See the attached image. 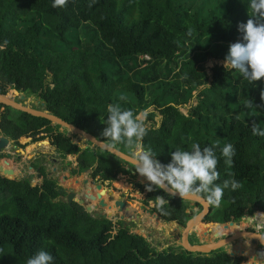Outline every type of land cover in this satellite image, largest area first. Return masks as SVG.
I'll list each match as a JSON object with an SVG mask.
<instances>
[{
    "label": "trees",
    "instance_id": "16d2710c",
    "mask_svg": "<svg viewBox=\"0 0 264 264\" xmlns=\"http://www.w3.org/2000/svg\"><path fill=\"white\" fill-rule=\"evenodd\" d=\"M248 12V0H64L57 7L52 0H0V94L16 90L35 98L45 111L100 141L105 139L102 121L109 103L137 112L150 108L141 143L156 160L167 164L171 151L192 142L215 144L216 183L239 181L237 190L224 191L208 219L228 223L254 218L264 214V136L252 132L253 125L264 131V80L249 83L224 65L209 74L205 66L209 60L224 62L229 45L241 36L238 25L250 18ZM121 95L125 101L119 100ZM193 99L196 104L185 115L181 108ZM0 106L6 110L2 130L11 139L49 138L61 157L93 168L101 182L130 175L115 155L88 141L76 142L77 136L61 126ZM28 142L23 138L20 145ZM226 143L235 148L231 164L220 156ZM55 184L45 178L32 187L0 174V264H25L41 249L53 255L54 264L244 260L223 249L199 255L152 248L143 236L107 227L106 220L91 217L79 204L58 200ZM116 186L125 188L121 182ZM159 195L165 196L163 190L149 192L145 203L154 202L153 211L166 223L184 227L198 213L188 211L190 202L177 197L165 196L169 203L158 208Z\"/></svg>",
    "mask_w": 264,
    "mask_h": 264
},
{
    "label": "clouds",
    "instance_id": "9594fccd",
    "mask_svg": "<svg viewBox=\"0 0 264 264\" xmlns=\"http://www.w3.org/2000/svg\"><path fill=\"white\" fill-rule=\"evenodd\" d=\"M63 3L64 0H52L53 7ZM248 9L250 18L238 25L241 36L229 45L224 66H230L243 79L252 83L264 80V0H248ZM260 95L264 99V90H261ZM119 100L125 101V97L121 95ZM150 111L149 108L137 112L123 107L119 102L109 103L106 106L107 116L102 121L105 127L101 135L105 139L98 146L114 154L117 160L123 161L124 166L127 165L126 168L133 169L143 177L146 180V192L159 189L167 197L178 195L184 200H202L206 205L218 207L226 189L235 191L239 188V181L234 178L216 183L219 157L215 144L201 147L199 143L192 142L187 148L178 147L171 151L167 164L156 160V154L141 143L146 135L145 117ZM252 132L264 136V131L258 130L256 125H253ZM92 143L96 146L97 141ZM234 155L235 148L231 143L220 148V156L224 158L225 164H231ZM165 196L156 197L158 208L169 203ZM258 233L263 234L261 231ZM258 237L264 242V236ZM25 264H54V257L41 249L30 256Z\"/></svg>",
    "mask_w": 264,
    "mask_h": 264
},
{
    "label": "flooded vegetation",
    "instance_id": "af4514ba",
    "mask_svg": "<svg viewBox=\"0 0 264 264\" xmlns=\"http://www.w3.org/2000/svg\"><path fill=\"white\" fill-rule=\"evenodd\" d=\"M13 91H16V90H13ZM22 95L23 94L20 95L19 102L22 103V104H24V103L27 104V100L29 98L26 97L27 100L22 102L21 101V96ZM31 105L32 104H29V106H31ZM32 106H34V105H32ZM0 108H4V107L0 106ZM4 112H6V110H4ZM2 120H3V118L0 120V137H8L2 130V127H1ZM8 138L10 139V144H9V146L7 148H5L2 151L3 154H0V160H2L0 162V165H3V160L7 159V160L11 161V167H9V168L15 170V172L17 173L18 170H16L14 168L15 167L14 166V162H12L13 156L16 155L19 159H22V158L26 157L24 155V153H22L20 151L21 139H23V138L31 139L32 140L31 144H33V143H40L41 144V141H34V138H32V137H21L18 140H13L10 137H8ZM49 140H50V145H51V139H49ZM78 140L79 141L81 140V142H83V140L81 138H79L78 136L75 137V141L79 142ZM87 146L88 145H86L84 147L86 148ZM55 150H56V148H55ZM8 155H9V157H8ZM59 156H56V157H59ZM56 157L51 156V157L45 158L44 154L43 155L42 154H36L35 156H32V157L29 156L27 158L28 159V166H27L26 170L20 171L21 173L18 172L19 173L18 176H20V177L21 176L22 177L23 176H27L32 183H35L34 186L31 185L32 187H36V186L41 185L43 183V181L45 180V178L50 179L52 181H55L56 182L55 185H56L57 191L59 193L58 200L63 201L65 203H68L70 206H72L73 203L79 204L80 206L83 207V209L91 217L97 218V219L106 220L107 222H106L105 225L107 227L109 225H112V227H114L116 230H118L120 228H125L130 233L143 236L142 234L134 232L133 229H137V227H139L140 225L142 226L144 221L149 219V218L151 220H153V222H156L158 225H159L158 222L163 221L158 216V214L153 211L154 208H155L154 202L150 201L148 205L145 203V199L147 198V195L149 193V192H146L144 190V183H146V180L143 177H140L135 172H133L134 171L133 169L126 168L127 165H125V169L127 171H130V177L134 178V179L131 180L132 182H134L133 185L135 186V188L139 189L140 193H143V194L145 193V198L142 201L143 202L142 206H140V208H141L140 209V211H141L140 214L142 215V217L139 214L136 215L137 211H135V209L130 205L132 203V200L130 198L129 199H124L123 196H120V197H122V199H116L114 197V194L109 189L105 190V185L114 183L115 181H113V182H110V181L101 182L98 179V176H94L93 175L94 174V169L93 168H90V169L81 168L78 165V163H77L75 158H74L75 159L74 163H73L72 160L68 161V165H69L70 162L72 164H70V167H68L70 175L67 176L66 179H64V176H63L64 173L63 172L62 173H59V172L57 173V167H54L50 172H47L46 167L44 166V164H38L39 161H44L43 159L48 160V161H52V163H54V164H59L60 161L57 160ZM69 157L73 158L71 156H69ZM69 157H67L66 159H68ZM66 159L63 158L62 161L65 162ZM74 164H75V166H73ZM34 170H35V172H34ZM77 174L80 175V176H81V174H86V175L82 179H80V176L74 177ZM120 175L125 176V175H128V174H125V175L124 174H120ZM119 176H118V179H119ZM135 178H137L139 181H136ZM64 183H67V187L66 188L64 187ZM139 185H141V186H139ZM98 186H102V188L99 189V188H97ZM89 189H90V192H89ZM69 194H73L74 195V198H73L71 204L68 202ZM101 200H103L105 202V206L104 207L100 205ZM121 201L124 202V204L126 206H129L133 210L132 214H129V213H127V211H124V210L123 211L119 210V208L117 207L116 203L117 202H121ZM87 204H90V205H92L95 208V212L94 213H89L86 210V205ZM200 206L204 210V207L202 205L190 202V204L188 206L189 207L188 211H192V210L196 211V209L198 207H200ZM193 207H195V208H193ZM99 212H102L106 216H108V214L111 213L112 216L110 218L109 217L99 216L98 215ZM211 212H212V206L210 207V213L206 216V218L204 219V222L209 221L210 223L219 224V225H225V224H228V223H234L235 226L241 224L240 222L242 220L241 221H235V222L231 221V222H228V223L213 222V221L208 219V216L211 214ZM164 223L165 224L176 225V229L178 231L179 230L182 231L181 242H180V244H178V245L176 244V245L177 246H181V250L180 251L185 250L183 248V245H182V238H183V230L186 227V225L183 227V226H180V224L177 223V222H171V223L164 222ZM193 230L194 231L191 232L189 234V236H188L189 242L192 245H194V244H206L205 240L207 239L208 234L206 232H204L205 233L203 235L204 237L201 238V237H198L196 235L197 230L195 228ZM247 230L248 231H252V229H247ZM253 231H255V230H253ZM261 233H263V232L261 231ZM193 234H195V236L198 237L196 240H195V237L193 236ZM148 235H150V238H151V233H148ZM143 237L149 242V244L151 245L152 248H156L157 247L158 244H156V245L154 244L153 245L151 243L150 239L147 236H143ZM215 239L217 241H219L221 239V237L219 238V235H218V236H216ZM238 241L239 240H237V242ZM227 245L221 247L220 249H223V250L227 251L230 254V252L227 249ZM232 252H234L236 254L238 251H232ZM249 252H250L249 247H245V249H242V251L239 254H236V256H242L244 258L247 257L248 259H250L251 256H250ZM207 255H210V254H207ZM254 257H256L257 260H255ZM254 257H253L254 261H262V260H264V253L259 251V250H256ZM253 264H256V262H254Z\"/></svg>",
    "mask_w": 264,
    "mask_h": 264
},
{
    "label": "rangeland",
    "instance_id": "374dc122",
    "mask_svg": "<svg viewBox=\"0 0 264 264\" xmlns=\"http://www.w3.org/2000/svg\"><path fill=\"white\" fill-rule=\"evenodd\" d=\"M216 65H224V62L216 61V60H209L206 62L205 66H206L209 74H211V69ZM20 95L21 94H19L18 92H15L13 90H10L9 94H8V96L10 98H13L16 101L20 100ZM25 100H27V99H25ZM24 101H22V102H24ZM27 104L28 105L29 104L34 105V106L31 105L32 107H40L41 106V103L39 100H37L35 98H31V97L27 100ZM191 104H196V99H193V101L188 106L181 108V111L185 115L188 113V110H189ZM4 110H5L4 108H0V120L5 115ZM151 111H152V109H151ZM145 120H146V117H145ZM155 121L157 123V126H159L160 121H161L160 116H157L155 118ZM147 125L150 126L151 124L148 123ZM55 130H57V129L55 128ZM31 141L32 140L29 139L28 146H25V147L21 146V148H20V151L22 153H24V155L26 157L19 159L16 155H14L12 158V162H14V166H15L14 168L16 170H18V172H20L22 170H26V168L28 166V159L27 158L29 156L32 157V156H35L36 154H42V155L44 154L45 158H48L51 156H53V157L59 156L57 150H55V147L50 145L49 138H46L45 140H43V142L41 141V144L40 143L31 144ZM20 144H21V142H20ZM56 159L60 161L59 164H54V163H52V161H48L45 159H43L44 161H39L38 164H44L47 172H50L54 167H57V173L63 172L64 173L63 174L64 179H66V177L70 175V172L68 170V167H70V165H68V161L72 160L74 163L75 159L69 157L68 159L65 160V162L62 161L63 157H61V156L56 157ZM1 161L2 160H0V162ZM73 166H75V164ZM34 172H35V170H34ZM85 175L86 174H81V176H80L77 174L74 177L80 176V179H82ZM132 179H134V178H131L130 175H125V176L120 175L119 179L117 181H115L114 183L105 185V190L109 189L114 194V197L116 199H122V197H120V196H123L124 199L130 198L132 200V203L130 205L135 209V211H137L136 215L139 214L142 217V215L140 214L141 213L140 206H142V203H143L142 201L145 198V193L144 194L140 193L139 189L135 188V186L133 185L134 182L131 181ZM135 180L139 181L137 178H135ZM117 182H121L122 184H124L125 188L123 189L121 187H117L116 186ZM202 210L203 209L201 208V206L198 207L196 209V211H198L197 214H200L202 212ZM249 218H251V217L243 218L242 221L240 222L241 224H239L237 226H235V224H234V226H231V228H234V230H235L234 232H230L229 228L222 229V225L210 223L209 221H206L204 223L199 222L193 228H195L197 230L196 235L198 237L203 238L204 237L203 235L205 234L204 232H206L208 234V237L205 240L206 244L217 242V240L215 238L218 235H219V238L221 237V239H226V238L230 237L231 233H238V232L243 233V232L248 231L247 229H252V231L255 230L258 232L262 231L264 234V216L260 213L256 217L251 218V220H249ZM158 223H159V225L156 222H153V220H151L149 218V219L144 221L142 226L140 225L141 227L139 226V227H137V229H133V231L137 232L139 234H142L143 236H147L153 245L158 244L156 248L160 251L165 250L168 247H174V249L181 250V246H177V245L180 244V242H181L182 231L181 230L178 231L176 229V225L165 224L163 221H160ZM148 233H151V238H150V235H148ZM193 236L195 237V240L198 238L195 236V234H193ZM241 238H244V239L241 240ZM241 238L237 239V240H239V242H237V240H233V242L228 243V245L226 244L229 252L238 251L236 254H239L242 249H245L244 247H249L250 256L254 257L256 250H259V251L264 253V246H262L260 244L259 245L258 244L252 245L254 242L253 241L251 242L249 240V238H247L246 236H243ZM253 257L252 258L250 257V259L245 257L241 264H248L249 262H251V263L256 262V264H264V260L254 261Z\"/></svg>",
    "mask_w": 264,
    "mask_h": 264
},
{
    "label": "water",
    "instance_id": "95a60500",
    "mask_svg": "<svg viewBox=\"0 0 264 264\" xmlns=\"http://www.w3.org/2000/svg\"><path fill=\"white\" fill-rule=\"evenodd\" d=\"M15 92H17V91H15ZM25 99H26V95L23 94L21 96V101H24ZM0 104L7 106V107H11L17 111L25 112L29 115L34 116V117L47 119L50 122H52L53 125L61 126L62 128L68 130L70 133L77 135L83 141H88L90 143H92V141H97V144L95 147L102 149L104 151H107L103 148L98 147L99 143H102L103 141L98 140L95 136H93L92 134L82 130L81 128H79L73 124H70V123L66 122L65 120L45 111L44 107L42 105L40 107L33 108V107L27 105L26 103L22 104L19 101H16L13 98H10L8 96V94L7 95L0 94ZM9 144H10V139L8 137H0V154H3L2 151L5 148H7L9 146ZM107 152H109V151H107ZM8 157H9V155H8ZM9 167H11V161L4 159L3 165H0V174L7 177L10 180H15V181L19 182L22 185H33V186L35 185V183H32L27 176H23V177L21 176L20 177V176H18L19 173H16L15 170H13ZM133 172H135V171H133ZM64 187L65 188L67 187V183H64ZM97 188L101 189L102 186H98ZM89 192H90V189H89ZM176 197L180 198L178 195ZM73 198H74V195L69 194L68 202L70 204H71ZM184 201L185 202H193L195 204H200L204 207V210L200 214H197L190 221H188V223L186 224V227L183 230L182 245H183V248L185 249V251H187L189 253L199 254V255H207L208 252L213 253L216 250H219L221 247H223L224 245L219 247V248L211 249V248H207L208 244H194V245H192L189 242L188 236L193 231V229H194L193 227L195 225H197V223H199L198 221H200V223H204V219L210 213V207L211 206L206 205L202 200L190 199V200H184ZM100 205L104 207L105 202L103 200H101ZM116 205L120 211L124 210V211H127V213H129V214H132V212H133V210L129 206H126L124 204V202H122V201L117 202ZM193 208H195V207H193ZM86 210L89 213L95 212V208L90 204L86 205ZM98 215L103 216V217H109V218L112 216L111 213H109L108 216H106L102 212H99ZM262 215L264 216V214H262ZM249 220H251V218H249ZM228 226H230V227L234 226V223L225 224L226 229L228 228ZM241 234H242V237L246 236V237L251 238L255 244H258V245L260 244V245L264 246V242H262L260 240V238L258 237V236H264L263 234H260L258 232H252V231H250V232L246 231V232H243ZM256 235H258V236H256ZM230 256L234 257V256H236V254L234 252H230ZM254 259L257 260L256 257H254Z\"/></svg>",
    "mask_w": 264,
    "mask_h": 264
},
{
    "label": "bare ground",
    "instance_id": "6f19581e",
    "mask_svg": "<svg viewBox=\"0 0 264 264\" xmlns=\"http://www.w3.org/2000/svg\"><path fill=\"white\" fill-rule=\"evenodd\" d=\"M200 222V221H198ZM242 237V234L241 232H238V233H234V234H231L229 238H226V239H220L219 241L217 242H214V243H210L208 244V247L207 248H211V249H214V248H219L223 245H226L230 242H233V240H237V239H240ZM210 249V250H211ZM242 251V250H241ZM209 254V252L207 253Z\"/></svg>",
    "mask_w": 264,
    "mask_h": 264
},
{
    "label": "crops",
    "instance_id": "0c3cea01",
    "mask_svg": "<svg viewBox=\"0 0 264 264\" xmlns=\"http://www.w3.org/2000/svg\"><path fill=\"white\" fill-rule=\"evenodd\" d=\"M247 238H249V237H247ZM242 239H244V238H241V240ZM249 240L252 242V239L251 238H249ZM239 242V241H238ZM252 245H255V243H253ZM245 248V247H244Z\"/></svg>",
    "mask_w": 264,
    "mask_h": 264
}]
</instances>
